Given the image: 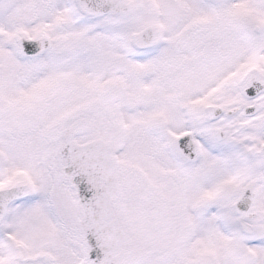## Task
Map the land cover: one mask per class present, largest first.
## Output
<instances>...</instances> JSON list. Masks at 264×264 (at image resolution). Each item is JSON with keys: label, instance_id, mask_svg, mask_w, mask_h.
Listing matches in <instances>:
<instances>
[{"label": "snow or ice", "instance_id": "snow-or-ice-1", "mask_svg": "<svg viewBox=\"0 0 264 264\" xmlns=\"http://www.w3.org/2000/svg\"><path fill=\"white\" fill-rule=\"evenodd\" d=\"M0 264H264V0H0Z\"/></svg>", "mask_w": 264, "mask_h": 264}]
</instances>
